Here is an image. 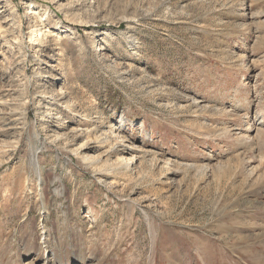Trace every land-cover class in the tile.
Listing matches in <instances>:
<instances>
[{
    "label": "rangeland",
    "instance_id": "rangeland-1",
    "mask_svg": "<svg viewBox=\"0 0 264 264\" xmlns=\"http://www.w3.org/2000/svg\"><path fill=\"white\" fill-rule=\"evenodd\" d=\"M0 26V264H264V0Z\"/></svg>",
    "mask_w": 264,
    "mask_h": 264
},
{
    "label": "bare ground",
    "instance_id": "bare-ground-1",
    "mask_svg": "<svg viewBox=\"0 0 264 264\" xmlns=\"http://www.w3.org/2000/svg\"><path fill=\"white\" fill-rule=\"evenodd\" d=\"M36 12H37V11H36ZM36 12H34V11H32V10H31V12H30V13H31V14H33V15H35V14H36ZM31 21H32V20H31ZM35 21H36V20H35ZM35 21H34V22H35ZM37 22H39V21H38V19H37ZM1 28H2V27L0 26V29H1ZM54 40H55V39H54ZM59 40H60V39H59ZM80 116H81V115H80ZM94 138H96L95 140H97L99 137H98V136H96V137H94ZM91 139H92V138H91ZM97 141H98V140H97ZM115 145H116V144H115ZM129 146H130V145H129ZM114 148H115V147H114ZM123 149H124V148H123ZM110 151H111V150H110ZM92 213H93V212H92ZM244 237H245V236H244ZM246 239H247V238H246Z\"/></svg>",
    "mask_w": 264,
    "mask_h": 264
}]
</instances>
